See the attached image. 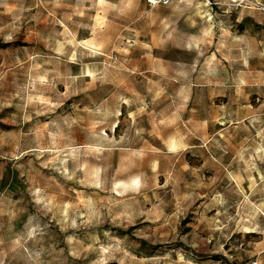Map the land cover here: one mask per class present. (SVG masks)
<instances>
[{"label": "rangeland", "instance_id": "1", "mask_svg": "<svg viewBox=\"0 0 264 264\" xmlns=\"http://www.w3.org/2000/svg\"><path fill=\"white\" fill-rule=\"evenodd\" d=\"M264 0H0V264H264Z\"/></svg>", "mask_w": 264, "mask_h": 264}, {"label": "built area", "instance_id": "2", "mask_svg": "<svg viewBox=\"0 0 264 264\" xmlns=\"http://www.w3.org/2000/svg\"><path fill=\"white\" fill-rule=\"evenodd\" d=\"M171 0H159V3L162 5H168ZM240 0H229V5H235L239 2ZM148 2L152 5L157 4L158 0H148Z\"/></svg>", "mask_w": 264, "mask_h": 264}, {"label": "bare ground", "instance_id": "3", "mask_svg": "<svg viewBox=\"0 0 264 264\" xmlns=\"http://www.w3.org/2000/svg\"><path fill=\"white\" fill-rule=\"evenodd\" d=\"M264 10V9H263Z\"/></svg>", "mask_w": 264, "mask_h": 264}]
</instances>
